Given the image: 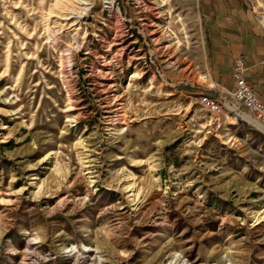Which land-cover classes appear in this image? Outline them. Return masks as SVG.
I'll return each mask as SVG.
<instances>
[{
  "label": "rangeland",
  "instance_id": "obj_1",
  "mask_svg": "<svg viewBox=\"0 0 264 264\" xmlns=\"http://www.w3.org/2000/svg\"><path fill=\"white\" fill-rule=\"evenodd\" d=\"M205 2L0 0V264H264V132L196 99Z\"/></svg>",
  "mask_w": 264,
  "mask_h": 264
},
{
  "label": "crops",
  "instance_id": "obj_2",
  "mask_svg": "<svg viewBox=\"0 0 264 264\" xmlns=\"http://www.w3.org/2000/svg\"><path fill=\"white\" fill-rule=\"evenodd\" d=\"M206 72L211 87L234 89L231 70L238 56L244 59V77L264 102V31L238 0H205ZM201 86V85H200Z\"/></svg>",
  "mask_w": 264,
  "mask_h": 264
},
{
  "label": "built area",
  "instance_id": "obj_3",
  "mask_svg": "<svg viewBox=\"0 0 264 264\" xmlns=\"http://www.w3.org/2000/svg\"><path fill=\"white\" fill-rule=\"evenodd\" d=\"M244 70V59L242 56H238L231 70L235 81L234 89H218L213 93L201 92L196 96V99L204 109L208 110L216 118L222 114L224 108L228 105L239 113L244 112L238 108L240 104L252 118L260 121L264 125V102L261 101L250 83L245 79ZM71 250H74V248L72 247ZM71 250L67 251V253L69 254ZM75 250L79 249L77 248ZM37 258L39 260L44 259V255L39 252ZM37 258L34 263L37 261Z\"/></svg>",
  "mask_w": 264,
  "mask_h": 264
},
{
  "label": "bare ground",
  "instance_id": "obj_4",
  "mask_svg": "<svg viewBox=\"0 0 264 264\" xmlns=\"http://www.w3.org/2000/svg\"><path fill=\"white\" fill-rule=\"evenodd\" d=\"M132 76H137L136 74H133ZM132 78H134V77H132ZM71 110V109H70ZM225 113V112H224ZM244 115V117L245 118H247V119H249L250 121H252L254 124H255V126L257 127V128H259L261 131H263L264 132V125L263 124H260L259 122H257V121H255V120H253L250 116H246L245 114H243ZM33 242V241H32ZM27 246H29V245H27ZM27 248V247H26ZM28 248H31L30 246L28 247ZM33 250H36V248H32ZM27 250V249H26ZM71 250V247L70 248H68L66 251H70ZM29 251H31V250H29ZM29 251H27L25 254H24V260H25V262H22L21 264H32V263H34V261L35 260H33V256H34V252H29ZM77 251L74 249V250H71V252L69 253L70 254V256L71 257H74L75 258V263L74 264H87V263H85V261L87 260L86 259V256L85 255H83L81 252H78V255H76L75 253H76ZM87 254V253H86ZM39 255V251H38V253H36V255H35V257L37 258V256ZM177 256L170 262V264H178L177 263ZM94 261V260H93ZM100 261V260H99ZM180 261V260H179ZM90 263H93L91 260L89 261V264ZM94 263H97V261L96 262H94Z\"/></svg>",
  "mask_w": 264,
  "mask_h": 264
}]
</instances>
